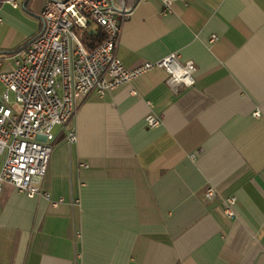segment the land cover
I'll list each match as a JSON object with an SVG mask.
<instances>
[{
    "label": "crops",
    "instance_id": "crops-1",
    "mask_svg": "<svg viewBox=\"0 0 264 264\" xmlns=\"http://www.w3.org/2000/svg\"><path fill=\"white\" fill-rule=\"evenodd\" d=\"M40 1L1 7L0 50L13 30L24 40L12 49L43 30ZM128 2L123 63L175 52L196 63V84L173 90L156 68L81 98L43 185L64 202L4 185L0 264H264V0Z\"/></svg>",
    "mask_w": 264,
    "mask_h": 264
},
{
    "label": "built area",
    "instance_id": "built-area-1",
    "mask_svg": "<svg viewBox=\"0 0 264 264\" xmlns=\"http://www.w3.org/2000/svg\"><path fill=\"white\" fill-rule=\"evenodd\" d=\"M25 1L0 0V11L5 4L20 7ZM164 2L166 11L174 0ZM133 8L128 0H45L43 30L13 52L12 66L5 67L0 58V68L5 67L0 70V195L8 183L30 197L44 196L54 206L64 202L53 200L43 185L57 141L55 128L67 129L81 98L92 93L104 96L156 68L168 72L167 83L173 90L196 84V63L175 52L134 67L123 63L118 46L123 22ZM96 29L103 31L105 40L92 49L85 35ZM218 39L213 34L211 42ZM189 62L194 71L187 72L185 79L191 82L177 83L169 69H187ZM146 122L157 127L161 118L149 114ZM67 138L76 141V132L69 130ZM217 196L214 185L204 191L206 200ZM236 204L234 195L224 200L223 211L230 219L236 217Z\"/></svg>",
    "mask_w": 264,
    "mask_h": 264
},
{
    "label": "rangeland",
    "instance_id": "rangeland-1",
    "mask_svg": "<svg viewBox=\"0 0 264 264\" xmlns=\"http://www.w3.org/2000/svg\"><path fill=\"white\" fill-rule=\"evenodd\" d=\"M41 3V1L39 0V2L37 3V6ZM10 39L7 41V48L8 49H3L4 51H12L14 49L12 48H15L18 46V44H20L19 42H22L24 39H22V35L21 34H18L17 32H15L14 30L12 31V33L10 34ZM13 53H5V55L3 56L4 57V66L5 67H8V66H12V59L10 58V56L12 55ZM5 67H1V69L5 68ZM3 89V86L0 84V91ZM12 96V99H14V94H11ZM61 128V126H57L55 128V132H57L59 129ZM54 157V156H53ZM53 160V159H52ZM53 163V161H52Z\"/></svg>",
    "mask_w": 264,
    "mask_h": 264
},
{
    "label": "trees",
    "instance_id": "trees-1",
    "mask_svg": "<svg viewBox=\"0 0 264 264\" xmlns=\"http://www.w3.org/2000/svg\"><path fill=\"white\" fill-rule=\"evenodd\" d=\"M105 40V35L101 29H96L94 31H87L85 35V41L88 44V46L92 49L96 48L98 45L103 43ZM20 47L17 49H14L12 51H2L0 50V54H5V53H13L17 51Z\"/></svg>",
    "mask_w": 264,
    "mask_h": 264
},
{
    "label": "clouds",
    "instance_id": "clouds-1",
    "mask_svg": "<svg viewBox=\"0 0 264 264\" xmlns=\"http://www.w3.org/2000/svg\"><path fill=\"white\" fill-rule=\"evenodd\" d=\"M170 72L173 73L174 79L176 80L177 83L183 82L185 84L190 83V79H185V74L189 71H194L192 68L191 62H189L188 68L187 69H181L179 66L176 67V69H169Z\"/></svg>",
    "mask_w": 264,
    "mask_h": 264
}]
</instances>
